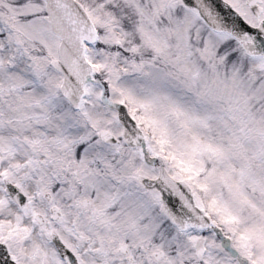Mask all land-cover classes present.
Segmentation results:
<instances>
[{"label": "snow or ice", "instance_id": "snow-or-ice-1", "mask_svg": "<svg viewBox=\"0 0 264 264\" xmlns=\"http://www.w3.org/2000/svg\"><path fill=\"white\" fill-rule=\"evenodd\" d=\"M0 264H264V0H0Z\"/></svg>", "mask_w": 264, "mask_h": 264}]
</instances>
